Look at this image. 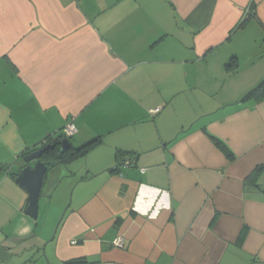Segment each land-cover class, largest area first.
Wrapping results in <instances>:
<instances>
[{"label": "crops", "instance_id": "crops-1", "mask_svg": "<svg viewBox=\"0 0 264 264\" xmlns=\"http://www.w3.org/2000/svg\"><path fill=\"white\" fill-rule=\"evenodd\" d=\"M263 81L264 0H0V264H264ZM70 121L38 229L12 175Z\"/></svg>", "mask_w": 264, "mask_h": 264}, {"label": "trees", "instance_id": "trees-1", "mask_svg": "<svg viewBox=\"0 0 264 264\" xmlns=\"http://www.w3.org/2000/svg\"><path fill=\"white\" fill-rule=\"evenodd\" d=\"M242 25V24H241ZM235 58H232L226 65L225 69L227 72L231 73L234 72L236 68L235 64ZM251 98H256V99H264V81L258 84L256 87H254L251 91H249L244 97L243 100L246 99H251ZM71 137H66L63 133L60 135L52 136L48 135L40 144L38 149H32L31 151H28L25 153V155L30 154L36 150L39 149H44L40 161L45 164L47 167V171L50 170L51 168L57 166V165H68L71 162L83 157L86 155L91 149H93L95 146L100 144L101 138H95L84 145L78 147V148H73L69 139ZM211 140L214 142V144L219 147L221 150L225 151L226 155L230 158L231 155L229 154L228 151H226L224 145L218 141L217 139L210 137ZM67 140L69 143V148L64 151L60 152V148L62 145V141ZM25 166V164H23ZM264 165H261L257 167L253 173L250 175L247 181L251 182L253 186H256V181L260 175V173L263 171ZM13 178H16V174L12 175ZM46 177V176H45ZM45 179V178H44ZM41 197V195H40ZM243 232H241L239 236V240L243 238Z\"/></svg>", "mask_w": 264, "mask_h": 264}, {"label": "water", "instance_id": "water-1", "mask_svg": "<svg viewBox=\"0 0 264 264\" xmlns=\"http://www.w3.org/2000/svg\"><path fill=\"white\" fill-rule=\"evenodd\" d=\"M68 148V141L63 140L60 152H64ZM43 151L44 149H39L25 155L22 158L25 166L18 170L15 178V182L27 194V207L25 213L33 220H36L38 217L41 190L44 178L47 174V167L40 161Z\"/></svg>", "mask_w": 264, "mask_h": 264}, {"label": "rangeland", "instance_id": "rangeland-1", "mask_svg": "<svg viewBox=\"0 0 264 264\" xmlns=\"http://www.w3.org/2000/svg\"><path fill=\"white\" fill-rule=\"evenodd\" d=\"M55 198H56V192H54L53 196L50 197L47 201H45L43 199V197L40 198V200H39L40 216H39V219H38V229H41L42 224H43V222H42L43 221V217H44V215L42 214L43 208L46 207V209L49 210V218H50L49 222H50L51 219H53L54 214L59 212V202L58 201L55 202L56 201ZM66 198H68V202H69L71 200V193H69L68 196H66V197L65 196L62 197V199H64V200ZM62 199H60V200H62ZM50 226H51V223H48L46 225V227H45L46 231H47V229H49Z\"/></svg>", "mask_w": 264, "mask_h": 264}, {"label": "built area", "instance_id": "built-area-1", "mask_svg": "<svg viewBox=\"0 0 264 264\" xmlns=\"http://www.w3.org/2000/svg\"><path fill=\"white\" fill-rule=\"evenodd\" d=\"M248 12V11H247ZM76 132V128L75 125L73 124L72 121H70L69 123L66 124V126L63 128V134L66 137H72ZM129 161L125 162V165H129ZM143 171V170H142ZM121 244V238L119 237L116 241H115V245H120Z\"/></svg>", "mask_w": 264, "mask_h": 264}]
</instances>
